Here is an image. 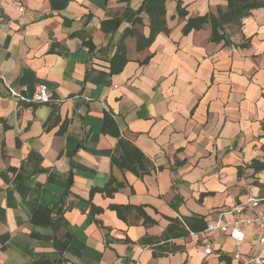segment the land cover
Masks as SVG:
<instances>
[{"label":"crops","instance_id":"crops-1","mask_svg":"<svg viewBox=\"0 0 264 264\" xmlns=\"http://www.w3.org/2000/svg\"><path fill=\"white\" fill-rule=\"evenodd\" d=\"M143 2L0 0V264H231L204 230L264 198V7L212 36L226 0H166L152 37Z\"/></svg>","mask_w":264,"mask_h":264},{"label":"built area","instance_id":"built-area-1","mask_svg":"<svg viewBox=\"0 0 264 264\" xmlns=\"http://www.w3.org/2000/svg\"><path fill=\"white\" fill-rule=\"evenodd\" d=\"M20 11L23 9L20 8ZM12 96L19 97L15 92ZM31 101L36 104H46L50 102L48 89L39 86L31 96ZM264 198L249 196L243 202L235 203L233 206L219 211L215 219L206 223L205 232L220 233L229 238L233 246L231 264H264ZM231 217V218H229ZM243 227L253 229L251 246H258V249L247 254H243L241 247L245 244L246 233ZM204 254L209 255L212 251L210 243L204 248Z\"/></svg>","mask_w":264,"mask_h":264},{"label":"trees","instance_id":"trees-1","mask_svg":"<svg viewBox=\"0 0 264 264\" xmlns=\"http://www.w3.org/2000/svg\"><path fill=\"white\" fill-rule=\"evenodd\" d=\"M227 8L225 12H219L218 16L205 15L203 17L191 19L188 21L187 29H199L205 24H209L212 29V36L218 30H222L225 25L241 26L242 20L247 17L254 9L264 7V1L261 0H226ZM165 2L166 0H144L142 9L148 14L150 18L151 36L165 31ZM223 35L217 34L216 41H220ZM264 137V127L262 129ZM123 147L129 149V154L133 155L137 161L140 162L142 156L135 147L127 146L122 143ZM114 162L117 163L116 160ZM252 167L255 171L264 170V163L254 161Z\"/></svg>","mask_w":264,"mask_h":264}]
</instances>
